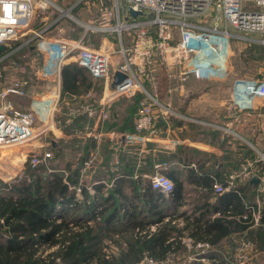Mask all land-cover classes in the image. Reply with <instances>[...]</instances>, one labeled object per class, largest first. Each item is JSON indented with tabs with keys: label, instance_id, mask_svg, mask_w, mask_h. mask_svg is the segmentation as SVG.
<instances>
[{
	"label": "built area",
	"instance_id": "2783aa9c",
	"mask_svg": "<svg viewBox=\"0 0 264 264\" xmlns=\"http://www.w3.org/2000/svg\"><path fill=\"white\" fill-rule=\"evenodd\" d=\"M112 2L110 9L103 16V20L108 25L104 28L99 29L69 15L72 21L80 24L83 29L81 36L73 39L65 37L64 28L57 25L68 14V11L61 9L57 0H0V45L6 47V50L0 53V65L9 60L14 68H19V64L11 60L13 54L25 46L37 48V44L46 39L45 35L50 27L59 26L58 35L52 38L48 47L38 48L43 58L40 72L48 77L58 75L51 97L42 99L32 96L29 90L30 82L25 77L18 78L0 89L1 181L12 177H5L6 171L1 167V164L6 165L7 159L4 158L16 155L15 160L23 154V151L13 154L12 147L37 142L31 147L44 149L42 140L47 138L52 128L56 127V117L63 111L61 71L67 63L76 62L87 69L93 78L105 81L107 89L99 104L101 110L98 116L101 120L109 117V112L103 108L110 103L120 98L131 99L139 93L142 94L140 107L133 120V128L137 133L150 134L155 130V120L158 116L162 118L170 114L181 116L170 106L162 104L144 87V82L151 79L157 67L165 68L172 74L182 72V68L190 61L191 54L210 46L212 38L216 36L226 39L242 38L264 46V0H112ZM78 4L79 2L76 5ZM54 8L62 11V17H58L50 26L38 28L35 25L38 12L44 13ZM129 9L139 14L132 16ZM209 10H213L218 18L212 26L194 21L209 16L206 15ZM39 19L43 20V18ZM97 29L103 34L102 42L94 46L90 44L89 38ZM231 29L249 33L254 35V38L237 36ZM111 33H115L116 36H111ZM108 39L112 42H106ZM116 41L119 49L110 47ZM117 73L124 74L125 78L113 86L114 76ZM195 74L197 77L198 70ZM4 76L3 70L0 69V80ZM184 78L183 75L179 76L181 81ZM13 97L29 99V110L18 111ZM256 99H264V82L257 84L248 81L234 85L227 104L229 116L236 114L253 116V102ZM81 108L89 112V115L98 113L91 106ZM74 112L73 109L70 114ZM216 127L236 136L229 127L221 125ZM99 133L95 138L99 137ZM250 145L258 157L254 160L245 159L240 168L229 174L224 181H215L213 190L215 195L224 194L257 177L259 179L257 197L254 204L247 206L252 210L253 227H255L259 225L262 207L259 195L264 191V152L253 144ZM36 151L26 152L22 164L31 162L32 166H38L51 157L47 151H44L43 157L34 156ZM10 154L12 155L9 156ZM97 159V154L94 152L84 163L81 180L84 178V173L94 167ZM114 162L118 163L115 155H113ZM155 167L156 173L149 177L150 187L153 191L168 196L174 190L173 181L163 173V170L168 168V164L160 163ZM76 192L75 203L69 205L70 207L87 201L83 188L77 187ZM89 193L94 197L95 192L92 189H89ZM58 208L61 209V206ZM230 241L234 244L229 256L232 264H255V260L261 255L256 243L247 239L245 234H232ZM208 246L199 244L197 247L203 249ZM198 255L202 254L189 256L187 259L198 260ZM175 256V253H170L165 261H155L146 255L140 264H182L183 262L170 260ZM200 260L205 261L204 258Z\"/></svg>",
	"mask_w": 264,
	"mask_h": 264
},
{
	"label": "trees",
	"instance_id": "16d2710c",
	"mask_svg": "<svg viewBox=\"0 0 264 264\" xmlns=\"http://www.w3.org/2000/svg\"><path fill=\"white\" fill-rule=\"evenodd\" d=\"M68 22L69 32L77 34L70 38H79L82 27L72 20ZM97 35L95 33L93 36ZM254 45L261 49V58L264 61V46ZM33 52L29 46H25L14 53L11 60L17 62L19 67L21 65L26 72L29 68L26 62L31 61ZM25 78L27 79L26 76ZM93 81L89 71L76 62L66 64L62 68L61 87L69 95L82 97L93 90H102L101 83L100 87L94 88ZM136 96L135 107L128 106L124 117L122 115L118 123L108 120L109 123H106L108 130L133 129L132 113L138 111L143 98L140 93ZM123 99L117 101L119 104L117 106L123 104L125 101ZM14 101L29 103L28 99L18 97ZM69 109L64 107L60 117V127L64 133L81 132L86 123L93 124L94 116H89L88 112L82 111L69 116ZM112 111H117V107ZM128 116L131 119L126 121L125 118ZM191 132H197L200 137L198 139L204 136L216 138L218 134L200 126H193ZM64 147L71 149V152L77 151L78 165L75 168L72 167L73 160L67 158L66 149L51 146L49 151L47 150L51 157L45 162L21 172L9 183H1L0 264H139L146 255L154 260H161L166 257L171 247L182 249L181 238L185 233L195 243L201 241L211 246H217L232 234L246 233L247 239L254 241L261 250H264V192L259 195L262 207L258 226L253 227L252 210L247 207L254 204L257 197L258 186L255 183H242L233 191L216 195V202L203 206L199 216H183L185 223L179 228L173 218L165 222V218L171 216L160 214L151 216V213L147 216L144 210H139L134 204L138 187L131 175L135 165L128 166L125 176L114 179L109 173L101 170L109 163L108 152H102L100 145L94 140L67 141ZM99 149L102 152H100L102 163H97L90 181L98 183L94 185L96 195L91 197L88 190L83 188L87 201L70 207L69 205L75 203L76 192L71 186L79 183L81 169L89 159V153L95 151L97 154ZM244 151L243 161L255 156L252 149L241 144L240 153ZM43 155L44 152L40 157ZM97 158L99 161L98 155ZM210 158L209 156L208 160ZM200 164L198 162V183L205 182L203 184L208 185V189L198 197L205 198L214 193L208 182L210 180L211 184L212 180L222 182L228 174L218 171L211 176L212 174L206 172L207 170ZM215 166L218 168L217 163ZM104 177L107 181L114 179L112 188L106 192L107 195L103 193L105 185L99 183ZM181 186L180 180H176L172 192L175 196L182 195ZM121 209L124 210L123 214L120 213ZM216 213L219 216L212 218ZM152 225H157L155 232L150 231ZM124 234L130 236L124 238ZM117 237L123 239L127 246L126 251L120 249L123 242L115 240ZM106 240L118 245L117 254H114L115 250L112 248L115 246L106 244ZM223 255L218 251L209 252L199 256V261L192 264H203L200 259L205 257L213 259L212 264H226V256Z\"/></svg>",
	"mask_w": 264,
	"mask_h": 264
},
{
	"label": "crops",
	"instance_id": "0c3cea01",
	"mask_svg": "<svg viewBox=\"0 0 264 264\" xmlns=\"http://www.w3.org/2000/svg\"><path fill=\"white\" fill-rule=\"evenodd\" d=\"M59 6L61 7V5ZM51 11L54 12V14L49 13V10L44 13L38 12L39 16L36 17L35 21V25L38 26V28L50 26L54 20H56L58 17H62V11L60 9L54 8ZM39 18H43V20H40ZM66 22L68 23L67 18H63L57 25L63 27L65 30ZM59 26L54 25L50 27L49 32H47V34L45 35L46 39L38 43L36 46L37 48H31L34 51L36 50V54H38L42 59L40 60L41 62H39L38 64L34 63L32 65V67L34 66V70H31L32 74L30 75L32 80H30L29 84V90L32 96L42 97V99H48L49 97H51L53 89L56 86L58 78L57 74L48 77L40 72V69L43 66V58L42 53L39 51L38 48L45 49L48 47L49 42L52 41V38L58 35L57 28ZM109 41L111 40H106V42ZM113 44L114 43H112V45ZM7 65H11L9 60L5 61V63L0 65V69L3 70L4 73L8 71L5 69ZM13 69L11 67V70ZM18 75H21V73H18ZM223 87L224 86H213L211 88L212 90H215ZM225 88L227 91L226 98L229 101L233 92V86H227ZM106 89L107 88L104 83V94L106 92ZM179 91L181 94L184 93L182 92L183 87ZM216 92H218V90H216ZM91 95L92 93L89 92L82 97H76L67 94L62 89L63 108L66 107L65 105H67V107L70 108V112L71 110L82 106L84 108H90V106L94 108V104L88 102ZM136 97L137 96L131 99H126V101L124 102L127 103L124 104L123 102V104L121 103V106H117L119 105L117 103L119 99H117L113 103H110L108 106L103 108V110L105 109V111L109 112V117L105 120H101L98 116L101 110L99 104L101 103L100 101L102 98H100L97 102L98 104H96L98 105V107L96 108L98 113L89 115L88 112L89 116H94L93 124L88 125L86 123L84 125V130L81 131V133H79L78 131L72 134L64 133L60 127L61 114L57 115L56 127L51 129L52 134L50 141L53 147L66 149V147H64V143L67 141L85 142L89 139L94 140L100 145V149L102 152H108L107 154L109 158V163L107 166H103L101 170L104 173H109L110 176L114 177V179L125 176L128 172V166L135 165L134 171H132L131 175L132 179L138 187V190L136 192L137 199L134 204L139 208V210H144L147 216L150 213L151 216H159V214L162 216H171L166 217L165 222H167L169 218H173L174 223H176L179 228H182L185 223L183 216H199L201 214L200 211H202L203 206L207 204H214L217 200V197L213 192L212 195L209 197H198L201 194H204L208 189V185L203 184L205 182L198 183V162L201 163L200 165L203 167V169L207 170L206 172H210L212 174L211 176L215 175L218 171H223L229 175L237 171L240 168L242 162H244L243 158H245V151L243 153H240L241 144H244L246 147L252 149L253 153H255L254 155H256V151L250 144H253L258 150L264 151V116H255V114L247 118H245V116H242V118L238 116H229V111L227 109L228 101H224L225 99H221V101L219 102L215 100L216 97H212L214 100L211 101V105L214 108L217 107L216 109L219 112L217 114H220L223 110L221 116H216L214 118L208 119L206 118L207 116H201L203 115L201 110H198V115L188 116L184 114V109L186 110L188 108L187 106L186 108L183 107L181 111L176 109L174 110L179 112L181 116L185 115L191 117V119L184 118V116H174V118L171 117L167 119L160 117L155 122V130L153 131V133L150 134L147 132L137 133L135 132L134 128L131 130H124L123 128L108 130L106 128V123H109L108 120L111 119L113 122L118 123L119 119L122 118V115L124 117V114L126 112L125 110L128 106H130V102L132 100H135ZM15 98L16 97H13L12 99L17 110H20L21 112L29 110V99V103L25 104L19 101L15 102ZM71 102L75 104H72ZM219 105H221L220 109L218 108ZM263 105L264 99L255 100L253 102L252 112L256 111V109L258 110V106ZM114 107H117V111H112ZM84 111L87 112L86 110ZM193 111L195 112V109ZM136 113L137 111L135 113H132L133 120L136 116ZM72 115L76 114H69V116ZM212 115L215 114L212 113L211 116ZM225 115L227 118L224 117ZM125 116L127 117V115ZM125 119L126 121H128V119H131V117L128 116V118ZM216 125L229 127L235 132L236 136L224 132L223 130L217 128ZM193 126L205 127L210 130H213V133L217 132L218 134H216V138L204 136L202 139H198L200 137H198L197 132H191ZM98 132H100L99 137L95 138ZM46 148L47 146L45 145L43 151L46 152ZM100 149L97 155L99 156L101 161L102 152L100 151ZM66 152L67 154H69V152H71V149H66ZM94 152L95 151H91L88 157L90 158V156ZM76 153L77 151L75 152V154ZM113 155L118 158V163H113ZM22 156L23 154L20 155L19 158ZM209 156L211 158L208 160ZM247 157L250 156L247 155ZM68 159L73 160L71 161L73 162L72 167L75 168L78 165L77 157L74 158L76 162L74 159ZM21 161L23 162L25 161V159ZM22 162L19 163L20 166L22 165ZM97 163L99 162L97 161L92 169L86 171L84 173V178L82 180L80 179L79 183L76 186H71V188L75 190L77 189V187L86 188L88 192L89 189H92L96 195L94 185L98 183H91V180L89 179H92L91 177L93 176L96 170ZM160 163L168 164V168L166 170H163V173H165L173 181L174 185L176 180H180L182 184L181 196H175L174 193H171L170 195L166 196L151 189L149 177L156 173L157 170L155 166ZM216 163L218 164V168L215 166ZM191 177H193V179H191ZM104 178H101V181L99 183L105 185L103 193L104 195H107L106 192L108 189L112 188L114 179H110L109 181H107V179ZM11 179L12 177L6 179L5 181H2L1 183H9L10 181H12ZM214 182L215 180H212V184L211 180L208 182V184L212 186V189L214 187ZM76 194L77 192H75V196ZM208 209H211L210 206H208ZM120 213L123 214L124 210L121 209ZM217 216L219 215L216 213L213 215L212 218H215ZM156 229L157 225H152L150 227L151 232H155ZM244 234L246 235V233ZM128 236L130 235H123L124 238ZM120 240L123 242L122 238ZM199 244L209 245L208 243L201 241H197V243H195L194 240H192V238H190L185 233V235L181 238V245L183 247L182 249H177L175 246H173L170 248V251L165 258L155 261H165L170 253H175L176 256L171 257L170 260L183 262L182 264H192L195 261H199V255L198 260L191 261L187 259L189 256H196L197 254L204 255L209 252L218 251L220 253H223L224 257L226 256V264L233 263L231 262V259H229L231 249L234 247L233 242L230 241V237L222 240L217 246L209 245L208 248L205 247L203 249H200L197 247ZM122 245L123 247L120 249L126 251V244L123 242ZM113 246L116 247H112L115 250L114 254H117L119 252V247L118 245ZM204 259L205 261L200 260L203 264L213 263V259L211 260L207 257H205ZM255 264H264V250H261V255L258 256V258L255 260Z\"/></svg>",
	"mask_w": 264,
	"mask_h": 264
},
{
	"label": "rangeland",
	"instance_id": "374dc122",
	"mask_svg": "<svg viewBox=\"0 0 264 264\" xmlns=\"http://www.w3.org/2000/svg\"><path fill=\"white\" fill-rule=\"evenodd\" d=\"M79 2L78 5H76ZM57 3L61 5V9L68 11V14L65 18H67V21L72 18L69 16L78 19L81 22L88 23L90 25H94L97 28H104V26L107 24L105 23V20H103V16L106 11H108L111 7V4L113 3L112 0H57ZM70 10V11H69ZM49 13L54 14L51 10H49ZM203 18H200L198 20H194L200 24L212 26L216 21H218V18H216L213 10H209L208 13ZM74 20V19H73ZM80 25V24H79ZM66 29L64 30V36L65 37H73L77 34H72L71 31L69 32V22H66ZM81 26V25H80ZM108 26V25H106ZM99 29L95 30L98 35L93 36L95 33H92L91 41L90 43L94 46H98L102 42V33L98 31ZM233 34L241 37H248V38H254V35H251L249 33L231 29ZM111 36H116L115 33H111ZM74 38V37H73ZM76 38V37H75ZM256 43H251L249 41H245L242 38L237 39H226L224 37H214L212 38V42L210 46H206L205 48H201L196 53L191 54V59L186 65L182 68V72H177L175 74L170 73L165 68L157 67L154 74L152 75L151 79L149 81L144 82V87L148 90V92L156 97L162 104L170 106V108L176 112L177 114L181 115L176 110H182V108H188L184 109V114L188 116H195L198 115V110H201L203 115L201 116H207L206 118H214L216 116H221L223 113V110L220 114L216 108H214L211 105V101L214 99L212 97H216L215 100L221 101V99L227 100L226 95L227 86H234L236 84H242L243 82H253V83H261L264 82V61L262 60V52L259 46L254 45ZM115 49H119V44L114 43L112 45ZM41 57L36 54V50L33 52L32 58L30 62H26L29 68L25 72V70L22 68V70L19 68H14L13 65H7L5 67L6 71L4 74V78L0 80V89L3 86H6L12 82H14L16 79H18L20 76L24 77L26 76L28 81L30 82L31 70H34V66L32 65L38 64L41 62ZM23 63V62H22ZM13 70H11V67ZM198 70V76L196 77L195 71ZM18 73L21 75H18ZM183 75L184 80L181 81L179 79V76ZM21 78V77H20ZM94 79V78H93ZM104 87V80H96L94 79L93 84L94 88L100 87L99 84ZM215 86H224L223 88L212 90L211 87ZM183 87L184 93H180V89ZM93 88V89H94ZM218 90V92H216ZM103 88L102 90L99 89L98 91L93 90L92 95L88 102H91V104H94V108L96 109L98 107V100L100 98L104 97ZM126 101V99H123ZM259 100V99H256ZM67 101V100H66ZM228 101V100H227ZM68 102V101H67ZM135 100H132L129 105L132 107H135L136 103ZM72 103V102H71ZM127 102H124L126 104ZM228 103V102H227ZM75 104V103H72ZM62 105V104H61ZM67 107V105H65ZM218 108H221V105L218 106ZM64 109V108H63ZM176 109V110H174ZM195 109V112L193 111ZM84 109L81 107H77L74 109V113H80ZM20 111V110H18ZM216 112V113H215ZM63 113V111H62ZM61 113V114H62ZM215 114L212 115L211 114ZM252 114H255V116H264V105L258 106V110L252 112ZM260 114V115H258ZM175 115V114H173ZM170 114L167 118H171L173 116ZM184 116V118L191 119V117ZM237 116V114H236ZM225 118L226 115L224 116ZM242 118V116H238ZM160 118L159 116L155 120V122ZM247 118V117H245ZM51 132H48L47 138H44L42 140V143L47 146V150L51 148ZM37 142L31 143V145H25V146H18V147H12L13 154L20 153V151H23V156L18 157V160H14V157L16 155H12L10 158H4L7 159V162L4 164H1V167L4 168L6 172H4L5 177L12 176V179L17 178L21 172L27 170L28 168H34L35 165H31V162L23 163L21 166L19 165L21 160H24L26 158V152L29 153V151L37 150L36 154L34 156H41L42 152H44L42 149H34L33 145H36ZM46 150V151H47ZM47 151V152H48ZM264 152V151H261ZM70 154V155H69ZM68 158L74 159L76 157L75 152H69ZM255 154V153H254ZM256 157H258L257 153L254 157H251V160H254ZM99 164L102 163L101 161H98ZM101 162V163H100ZM20 166V167H19ZM93 177V176H92ZM91 177V178H92ZM91 180V179H89ZM1 180H0V187H1ZM252 182V181H251ZM258 185V184H256ZM264 188V186H263ZM264 192V191H263ZM70 211V213H72ZM116 226V225H115ZM119 238H115V240H118ZM121 239V238H120ZM119 239V240H120ZM106 244L112 245L110 240H106Z\"/></svg>",
	"mask_w": 264,
	"mask_h": 264
},
{
	"label": "water",
	"instance_id": "95a60500",
	"mask_svg": "<svg viewBox=\"0 0 264 264\" xmlns=\"http://www.w3.org/2000/svg\"><path fill=\"white\" fill-rule=\"evenodd\" d=\"M129 13L132 15V16H137L139 13L137 12H134L132 11L131 9H129ZM6 50V47L5 46H2L0 45V53L4 52ZM125 78L124 74L122 73H117L115 74L114 76V80H113V86L119 84L123 79ZM252 182L255 183V184H258L259 183V179L257 177L253 178L252 179Z\"/></svg>",
	"mask_w": 264,
	"mask_h": 264
},
{
	"label": "snow or ice",
	"instance_id": "6c2138e0",
	"mask_svg": "<svg viewBox=\"0 0 264 264\" xmlns=\"http://www.w3.org/2000/svg\"><path fill=\"white\" fill-rule=\"evenodd\" d=\"M7 7V6H6Z\"/></svg>",
	"mask_w": 264,
	"mask_h": 264
}]
</instances>
